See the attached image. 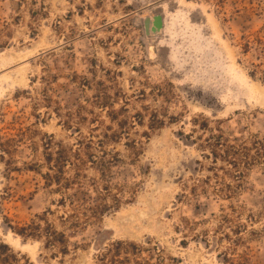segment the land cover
Segmentation results:
<instances>
[{"label": "rangeland", "instance_id": "1", "mask_svg": "<svg viewBox=\"0 0 264 264\" xmlns=\"http://www.w3.org/2000/svg\"><path fill=\"white\" fill-rule=\"evenodd\" d=\"M160 13L165 36L149 39L143 21ZM258 65L264 0H0L3 140L33 128L72 145L111 128L112 182L124 187L118 211L67 231L68 255L24 241L3 217L30 222L56 212L59 196L24 169L42 159L41 145L34 155L17 142L21 171L7 179L0 163V244L32 264H99L118 241L144 246L152 264L156 249L158 264H264V164L241 167L238 180L213 154L218 141L264 139V85L250 74ZM224 182L234 199L213 191Z\"/></svg>", "mask_w": 264, "mask_h": 264}, {"label": "trees", "instance_id": "2", "mask_svg": "<svg viewBox=\"0 0 264 264\" xmlns=\"http://www.w3.org/2000/svg\"><path fill=\"white\" fill-rule=\"evenodd\" d=\"M254 67L255 70L250 73L251 77L256 79L260 75L261 83L264 85V71L259 65ZM36 119L40 121L39 117ZM110 119L113 120L112 117ZM106 130L107 132L101 138L98 137L96 141L92 136L79 139L72 145H66L62 141H57L54 135L43 134L40 130L33 128L20 129L19 141L15 139L4 141L0 132V163L5 167V177L9 179L13 172L21 171L15 166L14 159L17 142L29 143L34 155L40 144L42 159L24 162V169L39 176L43 182V188L49 190L52 195L59 196V199L53 202L57 208L56 212L48 209L43 215L35 216L30 222L12 226L8 218L4 216V223L17 236L24 241L30 239L41 243L46 250L68 255V230L75 232L83 229L93 221L102 220L112 211L120 209L121 191H124V187L114 185L112 182V168L120 161V156L118 152H112L106 148V141H114L118 133L110 134L111 128ZM215 147L216 151L213 153L215 163L221 159L238 169V180L245 176V172L239 170L241 167L245 169L253 163L262 162L264 164V139L253 142L251 146L246 143L231 144L229 141H218ZM253 152L255 156L252 155ZM89 170L97 172L98 176L90 177ZM215 176L217 180H220L218 174ZM210 180V177H207L201 182L208 185ZM202 191L207 190L203 187ZM213 191L217 196L229 200L234 199L238 194L230 184L225 182ZM197 193V186L190 188L191 195L197 196ZM12 197L13 192L9 188L4 191L1 200H8ZM51 216H56L61 228L50 220ZM146 251L144 246L118 241L97 256V261L99 264H152L143 256ZM156 251L158 264L163 258L158 253L160 249ZM0 264L32 263L24 256L13 253L8 246L0 244Z\"/></svg>", "mask_w": 264, "mask_h": 264}, {"label": "water", "instance_id": "3", "mask_svg": "<svg viewBox=\"0 0 264 264\" xmlns=\"http://www.w3.org/2000/svg\"><path fill=\"white\" fill-rule=\"evenodd\" d=\"M145 36L152 39L157 36H162L165 29V17L163 13L157 14L153 17H147L143 21Z\"/></svg>", "mask_w": 264, "mask_h": 264}, {"label": "bare ground", "instance_id": "4", "mask_svg": "<svg viewBox=\"0 0 264 264\" xmlns=\"http://www.w3.org/2000/svg\"><path fill=\"white\" fill-rule=\"evenodd\" d=\"M144 18V17H143ZM162 34L165 36V29L163 30ZM161 41V40H160Z\"/></svg>", "mask_w": 264, "mask_h": 264}]
</instances>
